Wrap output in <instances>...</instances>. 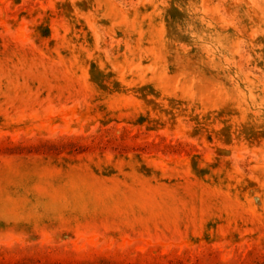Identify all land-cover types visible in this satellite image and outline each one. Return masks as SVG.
<instances>
[{
  "label": "rangeland",
  "instance_id": "1",
  "mask_svg": "<svg viewBox=\"0 0 264 264\" xmlns=\"http://www.w3.org/2000/svg\"><path fill=\"white\" fill-rule=\"evenodd\" d=\"M0 264H264V0H0Z\"/></svg>",
  "mask_w": 264,
  "mask_h": 264
}]
</instances>
